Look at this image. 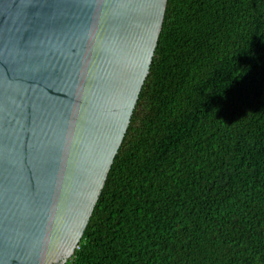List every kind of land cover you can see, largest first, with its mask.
<instances>
[{
	"label": "trees",
	"instance_id": "obj_1",
	"mask_svg": "<svg viewBox=\"0 0 264 264\" xmlns=\"http://www.w3.org/2000/svg\"><path fill=\"white\" fill-rule=\"evenodd\" d=\"M64 264H264V0H166L129 125Z\"/></svg>",
	"mask_w": 264,
	"mask_h": 264
},
{
	"label": "water",
	"instance_id": "obj_2",
	"mask_svg": "<svg viewBox=\"0 0 264 264\" xmlns=\"http://www.w3.org/2000/svg\"><path fill=\"white\" fill-rule=\"evenodd\" d=\"M166 0H0V264H64L148 74Z\"/></svg>",
	"mask_w": 264,
	"mask_h": 264
}]
</instances>
